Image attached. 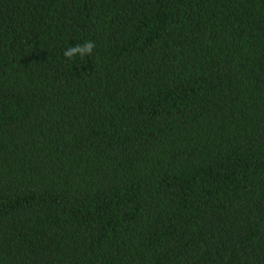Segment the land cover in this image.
Instances as JSON below:
<instances>
[{
    "label": "trees",
    "instance_id": "trees-1",
    "mask_svg": "<svg viewBox=\"0 0 264 264\" xmlns=\"http://www.w3.org/2000/svg\"><path fill=\"white\" fill-rule=\"evenodd\" d=\"M0 264H264V0H0Z\"/></svg>",
    "mask_w": 264,
    "mask_h": 264
},
{
    "label": "clouds",
    "instance_id": "clouds-1",
    "mask_svg": "<svg viewBox=\"0 0 264 264\" xmlns=\"http://www.w3.org/2000/svg\"><path fill=\"white\" fill-rule=\"evenodd\" d=\"M91 45H87L85 50H90ZM73 51H81L80 49L77 50H70L68 53H66L67 56H71Z\"/></svg>",
    "mask_w": 264,
    "mask_h": 264
}]
</instances>
